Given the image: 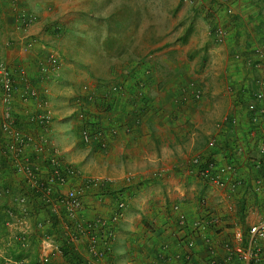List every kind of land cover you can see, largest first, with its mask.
<instances>
[{"label": "crops", "instance_id": "crops-1", "mask_svg": "<svg viewBox=\"0 0 264 264\" xmlns=\"http://www.w3.org/2000/svg\"><path fill=\"white\" fill-rule=\"evenodd\" d=\"M38 1L0 0V59L12 67L24 66L30 74L35 71L34 52H39L41 47L37 45L23 53L22 33L15 27L19 8L24 5L36 10ZM216 1L210 0L211 7H218L214 9L212 25L228 26L221 39L211 33L210 20L204 16V12L211 15L212 10L207 12L209 7L201 14L187 10L174 32L156 43L151 51L136 55L135 51L125 53L115 49L111 54L103 47L100 55L104 62L98 73L87 61L64 63L60 69L66 86L90 85L96 96L90 107L107 136L105 150L96 141L91 145L84 143L73 108L71 126L59 131V126L67 123L61 119L69 121L67 106V113L54 114L56 117L50 125L52 141L54 138L62 146L63 159L85 174L106 180L99 191L87 196L92 207L86 216L96 211L108 217L118 200L125 201L122 217L114 224L111 252L104 259H94L96 264H172L161 260L159 254L165 246L169 254L178 252V239L189 233L187 227L178 226L179 213L193 222L203 218L207 211L214 212L220 217L222 229L246 226L258 216L256 207H250L254 198H249L243 209L236 194L200 180L191 163L198 154L226 161L229 154L226 145L235 139L242 149L238 173L252 178L261 172L250 168L249 159L259 156L256 147L264 141V130L256 137L248 135L247 105L253 92H264V57L260 58L256 52L264 40V0H232L235 16L231 18ZM37 15L40 20L43 18L40 12ZM39 30L38 23L30 25L27 35L41 38ZM236 53L239 58L235 57ZM82 63L87 66L84 72L78 68L84 67ZM139 81L144 84V100L140 103L141 121L136 123L132 104ZM33 82L38 88L46 89L36 78ZM112 85H122L126 91L118 94ZM196 91L199 96L195 95ZM49 94L56 95L53 91ZM71 105H75V100ZM16 108L20 110V104ZM232 117L239 122L229 126L225 119ZM211 137L223 142L224 147L221 150L208 147ZM128 175H132L130 181L125 180ZM4 178V183L15 189L12 174L6 172ZM202 198L207 199V209L200 204ZM5 202L8 198L3 196L1 226L8 219L2 206ZM174 205H178V210L173 209ZM30 219L33 224L43 223L42 228L34 227L30 236L33 254L29 258L19 255L11 258L5 250L11 241L2 243L0 264H18L23 259L29 264H39L40 241L45 234L55 243L50 264H66L67 257L61 250L64 213L53 215L34 206ZM212 231L209 229L218 246L226 234H212ZM73 248L80 261L90 259L84 238ZM192 251V264H203L206 252L200 237H196Z\"/></svg>", "mask_w": 264, "mask_h": 264}, {"label": "built area", "instance_id": "built-area-1", "mask_svg": "<svg viewBox=\"0 0 264 264\" xmlns=\"http://www.w3.org/2000/svg\"><path fill=\"white\" fill-rule=\"evenodd\" d=\"M223 5L225 14L234 17L232 0H217ZM216 1V2H217ZM20 20L16 28L22 33V49L29 51L34 41L27 35L28 26L34 21L32 14L20 12ZM228 32V26L220 23L212 25L211 33L221 39ZM264 34V32H263ZM256 52L264 57V40L259 43ZM239 58L238 53L235 54ZM62 61L55 49H48L45 58L36 63L35 71L30 74L24 66L12 69L4 60H0V200L8 198L4 211L8 217L4 221L6 227L14 230L16 241L21 247L28 245L34 227L42 228V222L32 223L31 210L37 206L53 215L64 213V239L74 246L80 239L87 242L88 260L69 259L66 264H96L93 260L106 258L111 252L114 239V224L121 219L125 201L118 200L115 210L110 216L93 212L86 216L92 205L87 202V196L99 191L106 180L99 176L84 174L77 167L62 158L60 150L52 141L50 125L54 115L50 107L46 89H40L34 84L49 83L56 80ZM142 81L137 83V91L133 95V111L137 114L136 123L140 119L141 101L144 100ZM113 91L122 94L126 91L122 85H112ZM199 96V91L195 92ZM264 92L252 93V99L247 105L248 135L256 137L264 130ZM96 102V96L90 85L84 83L75 99V118L79 122L81 138L86 144L95 141L101 150L107 148L105 130L93 113L90 104ZM20 104L21 109L16 106ZM229 126L236 125V117L226 118ZM221 127V125H218ZM222 128V127H221ZM230 128V127H228ZM115 131H113L114 133ZM235 141V139L233 140ZM218 140L211 137L207 145L214 148ZM235 145V143H233ZM259 156L250 157L251 169L261 171L252 178L240 175V156L242 149L235 147L231 157L221 161L212 155H196L191 163L195 166L196 176L207 183L223 188L227 193L238 194L239 197L253 195L258 216L255 221L243 227L222 229L220 217L207 211L203 218L188 222L183 213L177 216L180 228L187 227L189 233L178 239L179 250L175 254L163 247L159 258L165 263L192 264L194 262L193 248L196 237L204 243L206 255L203 264H264V141L257 145ZM10 172L16 183L15 189L4 183V174ZM132 178L130 175L126 180ZM200 204L206 208L207 199L202 198ZM178 210V205L173 206ZM207 209V208H206ZM226 234L218 246L214 244L209 233ZM54 240L45 234L40 241V252L37 258L39 264H50V255L54 249ZM18 264H29L26 260Z\"/></svg>", "mask_w": 264, "mask_h": 264}, {"label": "rangeland", "instance_id": "rangeland-1", "mask_svg": "<svg viewBox=\"0 0 264 264\" xmlns=\"http://www.w3.org/2000/svg\"><path fill=\"white\" fill-rule=\"evenodd\" d=\"M37 5L38 9L32 11L24 5L19 8L16 24V26L21 24L19 16L22 10L33 15L34 21L31 25L39 24L41 38L29 35V38L34 41L31 50H34L37 45L41 47L39 52H34L37 56L35 63L32 61L34 68L36 62L45 58L48 49H55L61 58L62 66L64 63L78 64L87 61L95 73H98L103 67L104 61L100 55L103 47L108 49L111 54L115 49L125 51V53L135 51L136 55L151 51L156 43L174 32L179 25L180 17L187 10H197L201 14L209 7L207 12L212 10L210 13L212 16H208L206 12H204V16L210 20L208 23L212 28L214 9L218 8L211 7L210 0H39ZM37 12L41 13L43 17L41 20ZM16 30L21 32L17 28ZM22 52L27 53L24 50ZM83 65L84 67L78 66L82 72L87 68L85 64ZM10 67L16 69L19 65ZM59 72L60 75L56 80L42 84L47 89L46 95L53 115L63 116V113H67L66 106L69 108L67 114L69 121L64 117L61 119L67 123L59 126L60 131L65 127L69 129V124L71 126L74 119H72V112L75 114V105L72 106L71 101L76 99L81 84L80 86H66L65 81L62 80L61 70ZM49 87L51 88L49 89ZM52 91L56 95L51 97L49 93ZM72 108L73 110L70 112ZM54 143L62 153V146H59L55 141ZM130 176L132 177V175ZM236 195L240 203L243 198L246 199V202L249 198H254L250 207L255 206L256 197L253 195L246 197ZM15 241L14 230L0 225L1 248L2 243H9L10 245L6 247L8 249ZM6 248L5 250H7ZM33 248L29 244L25 247L15 248V250L20 257L29 258L33 254Z\"/></svg>", "mask_w": 264, "mask_h": 264}, {"label": "trees", "instance_id": "trees-1", "mask_svg": "<svg viewBox=\"0 0 264 264\" xmlns=\"http://www.w3.org/2000/svg\"><path fill=\"white\" fill-rule=\"evenodd\" d=\"M233 143H235V141H233V139H231L230 145H228V144L226 145L227 148H229V154L226 155L227 159H229V157H231L232 153L234 152L235 147L237 146V145H235ZM222 146L224 147L223 142L220 143L218 141L216 146L213 149H216V150L220 149L221 150L223 148ZM240 204L243 207V209L246 208V204H247L246 199L243 198ZM15 248H20V244L18 243V241H15L14 244H12L11 247L7 249V251H9L8 252L9 255L11 254L10 255L11 258H15V256H18V255H16ZM61 250H62L63 254L67 257V260H69V259H74V260L77 259V260H79V257L76 254L73 246L71 244L67 243L65 241V239L63 240V245H62ZM19 257H20V255H19Z\"/></svg>", "mask_w": 264, "mask_h": 264}]
</instances>
